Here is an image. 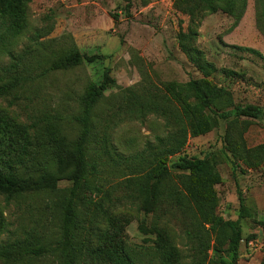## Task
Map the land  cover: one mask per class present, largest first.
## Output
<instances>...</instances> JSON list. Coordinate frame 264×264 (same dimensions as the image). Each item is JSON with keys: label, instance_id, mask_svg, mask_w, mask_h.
Instances as JSON below:
<instances>
[{"label": "rangeland", "instance_id": "1", "mask_svg": "<svg viewBox=\"0 0 264 264\" xmlns=\"http://www.w3.org/2000/svg\"><path fill=\"white\" fill-rule=\"evenodd\" d=\"M262 6L264 0H246L244 14L234 25V19L221 11L191 19L173 7V0H32L25 5L26 29L9 49L0 52V76L6 66L15 62V57L21 60L18 71L26 69L28 79L18 90L17 98L0 99V109L18 125L38 122V128L43 116L60 117L61 132L72 148L80 127L71 118L80 113V99L88 88L103 83L105 91L96 110L95 130L100 132L107 122L113 127L108 131L111 155L101 172L109 200L104 202L106 213L100 215L98 228L103 233L113 225L120 226L127 243L145 253L153 248L157 235L165 233L174 240L181 254L180 263L191 264L197 255L189 220L163 198L151 211L144 212L143 202L126 182L141 177L142 165L136 157L155 138L166 134V121L153 114L113 120L109 113H102L109 106L115 107L126 89L157 99L163 98L165 83L185 84L202 77L179 47L181 34L191 35L189 41L214 66L210 79L231 92L235 105H256L264 111V60L238 49L250 48L264 56V31L258 22ZM70 50L76 64L41 74L51 60ZM241 120L233 131L235 140L246 148L264 144V116ZM225 129L226 123L221 121L209 133L189 138L179 156L207 157L213 162L221 176L216 185V212L224 220L238 219V191L241 192L251 216L240 220L242 240L237 264H262L264 237L259 221L264 220V164L252 169L242 162H233L223 142ZM91 145L89 154L94 147ZM36 157L33 164L41 160L39 153ZM171 173L173 178L163 188L174 185L179 189L178 174L182 173ZM70 186L71 181L62 176L53 192L24 193L10 202L0 195L4 224L0 243L29 238L54 247L60 237L59 202ZM82 195L90 196L91 191L84 190ZM100 195L94 193L92 197ZM251 234L255 235L253 240L245 241ZM205 235L207 238V232ZM214 236L210 231L212 245ZM61 262L57 253H51L40 258L26 257L16 264ZM230 262L228 252L210 250L205 264ZM0 264L8 263L0 260Z\"/></svg>", "mask_w": 264, "mask_h": 264}, {"label": "trees", "instance_id": "2", "mask_svg": "<svg viewBox=\"0 0 264 264\" xmlns=\"http://www.w3.org/2000/svg\"><path fill=\"white\" fill-rule=\"evenodd\" d=\"M31 1L0 0V52L9 49L26 29L25 5ZM173 7L191 19L204 13L221 11L233 18L236 25L244 14L246 0H173ZM258 22L264 31V6L258 11ZM190 38L189 34H181L179 47L202 77L185 84L165 83L164 96L157 99V96L138 95L132 88L126 89L120 102L115 107H107L102 115L109 113L114 120L119 117L143 118L153 114L166 121V134L155 138L154 143L136 157L142 165V174L140 178L126 180L127 187L133 188L136 198L143 202L144 212L151 211V207L163 198L189 220L197 255L191 264H205L210 250L228 252L230 264H237L242 240L240 220L251 216L241 192L238 191V219L224 220L216 212V185L221 182V176L213 162L207 157L179 154L189 138L205 135L224 121L223 142L233 162L258 168L264 164V144L255 148L241 146L233 137V131L242 118L259 120L263 118L264 111L256 105H235L231 92L210 79L214 66L193 46ZM36 44L42 46L41 42L36 41ZM238 49L264 60V56L256 50ZM12 59L15 62L6 66L0 76V99L17 98L18 90L28 79L26 69H17L21 60ZM74 64L76 61L70 50L51 60L41 74ZM103 91V83L94 84L81 97L80 113L71 118L80 127L72 148L61 132L60 117L43 116L40 121L42 125L38 128V122L30 126L18 125L8 112L0 109V195L4 196L5 201L10 202L24 193L53 192L62 176L71 181L70 188L59 202L60 237L55 246L49 247L29 238L0 243V260L16 264L26 257L40 258L57 253L61 257V264H181V254L174 240L165 233H159L153 248L145 253L127 243L120 226L113 225L103 233L98 228L100 215L106 213L104 202L109 200V193L101 182V172L106 165L105 160L111 155L108 131L113 127L107 122L100 132L95 130L96 110ZM92 143L94 147L92 154H89ZM38 153L41 160L33 164ZM174 156L179 157L172 162ZM171 170L182 173L178 174L181 178L179 189L174 185L163 188L173 178ZM94 179L98 182L93 183ZM84 190L91 191V195H82ZM94 193L101 195L93 198ZM3 225L0 213V230ZM259 225L264 237V220L259 221ZM202 229L205 234L207 232V238ZM210 231L215 235L213 245L208 238ZM254 237L251 234L245 241L249 242Z\"/></svg>", "mask_w": 264, "mask_h": 264}]
</instances>
